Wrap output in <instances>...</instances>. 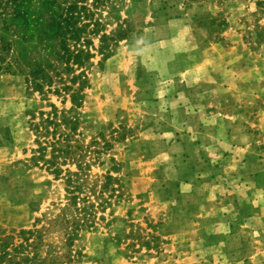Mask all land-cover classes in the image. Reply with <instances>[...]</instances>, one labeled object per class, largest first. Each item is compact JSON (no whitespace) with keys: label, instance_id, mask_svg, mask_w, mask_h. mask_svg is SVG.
Returning <instances> with one entry per match:
<instances>
[{"label":"rangeland","instance_id":"374dc122","mask_svg":"<svg viewBox=\"0 0 264 264\" xmlns=\"http://www.w3.org/2000/svg\"><path fill=\"white\" fill-rule=\"evenodd\" d=\"M87 6L116 41L102 60L92 37L76 111L122 189L69 246L64 185L32 161L28 122L71 104L0 75V264H264V0Z\"/></svg>","mask_w":264,"mask_h":264},{"label":"trees","instance_id":"16d2710c","mask_svg":"<svg viewBox=\"0 0 264 264\" xmlns=\"http://www.w3.org/2000/svg\"><path fill=\"white\" fill-rule=\"evenodd\" d=\"M87 1L0 0V75H19L28 90L44 98L49 94L62 97V102L68 99L71 104L67 111H58L49 103L50 111H39L38 116L30 112L28 122L37 144L32 161L45 166L64 185L65 204L58 221L69 224V246L81 230L103 219L98 214L122 189L114 176L120 163L108 155L111 143L101 131L83 132L85 115L76 111L89 86L86 71L94 58L92 37H97L96 52L102 60L110 53L109 41H116L114 35L102 31ZM94 166L104 172L102 180L97 177L91 182ZM2 251L3 256L9 254Z\"/></svg>","mask_w":264,"mask_h":264}]
</instances>
